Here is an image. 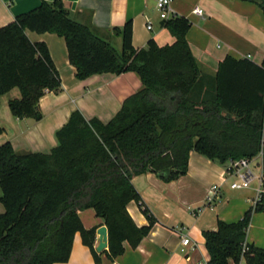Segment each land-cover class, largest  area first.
Listing matches in <instances>:
<instances>
[{
	"label": "trees",
	"instance_id": "obj_1",
	"mask_svg": "<svg viewBox=\"0 0 264 264\" xmlns=\"http://www.w3.org/2000/svg\"><path fill=\"white\" fill-rule=\"evenodd\" d=\"M244 1L264 13V0ZM165 26L176 38L173 44L151 38L141 49L133 44L132 20L115 27L122 37L118 50L91 21L74 18L63 0H42L0 27V105L3 95L18 88L20 96L9 100L15 117L41 120V98L62 89L48 45L32 41L28 30L63 37L78 79L134 71L143 82L108 122L73 111L49 152L0 144V264L66 263L77 233L100 262L96 228H86L80 217L90 208L108 227L111 258L125 252V241L136 248L157 218L133 179L148 171L177 179L188 173L192 151L222 164L262 153L264 173V61L227 55L217 72H207L187 38L192 22L173 15ZM132 201L148 224L134 221ZM263 210L264 193L242 219L219 220L216 230H204L208 264H264V248L247 241L252 213Z\"/></svg>",
	"mask_w": 264,
	"mask_h": 264
},
{
	"label": "crops",
	"instance_id": "obj_2",
	"mask_svg": "<svg viewBox=\"0 0 264 264\" xmlns=\"http://www.w3.org/2000/svg\"><path fill=\"white\" fill-rule=\"evenodd\" d=\"M54 1V0H47ZM72 16L78 21H89L100 35L118 49H122V37L115 27L133 22V44L141 49L153 38L161 46L173 44L175 36L161 25L162 19L157 0H63ZM42 0H0V27L10 23L17 15L28 12ZM174 15L186 16L191 22L187 38L190 47L204 70L215 73L227 55L248 57L257 63L264 61V13L254 2L244 0H174ZM197 6L204 15L194 12ZM151 28H149V24ZM34 42H45L61 74L62 89L56 93L47 91L40 105L44 117H15L9 107L10 98L19 97L15 88L2 96L0 105V144L11 141L18 151L49 152L58 144L57 131L79 109L87 119L111 120L126 98L143 87L140 75L134 71L122 74L102 73L86 79L76 77L77 69L71 64L66 41L50 32L27 31ZM19 90V89H18ZM227 163L222 164L192 151L189 171L172 181H165L157 173L148 171L137 175L133 183L146 206L157 218L150 234L133 248L124 242L125 252L111 258L105 249L97 262L89 247L83 243L80 233L75 235L70 259L63 264H208L204 230H216L218 221L233 222L244 217L253 207L257 186L233 189L226 182ZM213 186H219L216 201L209 203ZM2 190L0 187V197ZM128 210L139 225L149 223L136 201ZM4 205L0 201V214ZM86 228H96L94 246H98L99 227L106 225L97 217L94 209L80 212ZM189 236L191 243L183 245L182 237ZM247 241L264 248V210L254 211L247 233ZM97 250V249H96ZM229 264H237L233 259ZM239 264H246L242 260Z\"/></svg>",
	"mask_w": 264,
	"mask_h": 264
},
{
	"label": "built area",
	"instance_id": "obj_3",
	"mask_svg": "<svg viewBox=\"0 0 264 264\" xmlns=\"http://www.w3.org/2000/svg\"><path fill=\"white\" fill-rule=\"evenodd\" d=\"M174 0H157V8L160 12V17L162 20L166 21L174 15L173 9ZM194 12L200 16L204 15V9L201 6H197ZM151 23L149 28H151ZM257 158L262 160V153L254 158H241V159H230L227 162V174L237 177L235 181L231 183V188L233 189H246L252 186L255 180H258L257 191L255 199L253 200V207L262 200L264 193V173L263 169L261 174H257L252 166H257L258 163H253ZM219 193V186H213L212 192L208 196L207 201L209 203L215 202L217 195ZM183 245H189L191 243V238L189 236L182 237Z\"/></svg>",
	"mask_w": 264,
	"mask_h": 264
},
{
	"label": "water",
	"instance_id": "obj_4",
	"mask_svg": "<svg viewBox=\"0 0 264 264\" xmlns=\"http://www.w3.org/2000/svg\"><path fill=\"white\" fill-rule=\"evenodd\" d=\"M165 21L162 20L161 25H164ZM98 233V246H97V251L98 252H102L105 249L108 248V244H109V237H108V227L107 225H103L101 227L98 228L97 230Z\"/></svg>",
	"mask_w": 264,
	"mask_h": 264
},
{
	"label": "rangeland",
	"instance_id": "obj_5",
	"mask_svg": "<svg viewBox=\"0 0 264 264\" xmlns=\"http://www.w3.org/2000/svg\"><path fill=\"white\" fill-rule=\"evenodd\" d=\"M16 90L19 92L18 89H16ZM253 163H258L257 166H254V164H252V166H253V168H254V170H255V172H256L257 174H261V172H262V160H261L260 158H257V159L255 160V162H253ZM236 179H237V177L232 176V175H228V178H227L226 182H227L228 185L230 186L231 183H232L233 181H235ZM258 182H259L258 180H255V181L252 183V187L257 186V185H258Z\"/></svg>",
	"mask_w": 264,
	"mask_h": 264
}]
</instances>
